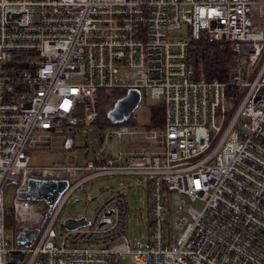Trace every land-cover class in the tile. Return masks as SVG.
I'll return each mask as SVG.
<instances>
[{
	"label": "built area",
	"instance_id": "2783aa9c",
	"mask_svg": "<svg viewBox=\"0 0 264 264\" xmlns=\"http://www.w3.org/2000/svg\"><path fill=\"white\" fill-rule=\"evenodd\" d=\"M201 38L229 43L226 80L190 64ZM111 88L162 104L163 127L135 131L145 150L29 164L31 148L91 124ZM102 175L139 177L146 242L126 236L124 184L64 226V203ZM30 178L68 181L43 226L47 204L19 197ZM22 228H39L29 246ZM0 264H264V0H0Z\"/></svg>",
	"mask_w": 264,
	"mask_h": 264
},
{
	"label": "rangeland",
	"instance_id": "374dc122",
	"mask_svg": "<svg viewBox=\"0 0 264 264\" xmlns=\"http://www.w3.org/2000/svg\"><path fill=\"white\" fill-rule=\"evenodd\" d=\"M152 102L154 100L150 99L148 95L146 97L145 94L143 95L140 103L132 112V116L137 122L135 127L133 125H105L99 128L92 125V122L89 125L73 126V142L69 148H61L56 141L59 140L58 138L53 143L41 144L40 147L29 150V164L44 166L84 163L87 159L97 155L103 158L109 152L118 153L119 150L132 151L128 148L132 145L129 142L137 141L138 138H141V134L136 132L133 135H129L125 131L131 129L141 131L150 125L149 104ZM118 131L124 133L118 137ZM105 138L106 144H104ZM140 150L142 149L140 148ZM137 179L139 177L134 175H102L93 177L85 181L80 189L75 190L71 194V197L64 203L60 216L86 214L90 218L100 201L106 198L111 193V190H116L124 184L126 187L121 192L126 195L129 208L127 211L126 236L132 244L140 241L143 234V241L146 242L147 236L151 232L148 227V218L150 217L147 214V191L141 188L140 181ZM3 191L4 207L6 211H10L13 206L15 186L11 184L5 185ZM90 197L94 198V200L91 201ZM141 198H143V201H141ZM77 199H80V201L75 202ZM194 205L198 206L196 203ZM11 224V222H6V232L9 234L13 233ZM128 262V260L124 261V263Z\"/></svg>",
	"mask_w": 264,
	"mask_h": 264
},
{
	"label": "trees",
	"instance_id": "16d2710c",
	"mask_svg": "<svg viewBox=\"0 0 264 264\" xmlns=\"http://www.w3.org/2000/svg\"><path fill=\"white\" fill-rule=\"evenodd\" d=\"M234 56L229 43L224 41L209 42L204 38L191 42L189 50L190 64L193 68L202 65L207 79L226 80L228 76L229 66ZM125 89L111 88L101 90L98 93L97 100V115L92 121V125L101 127L105 125H113L106 117L107 111L113 106L114 102L125 94ZM150 110V125L151 127H162L163 125V106L161 103H151ZM83 125L81 121L77 126ZM133 125L136 126L132 114L122 124L117 126Z\"/></svg>",
	"mask_w": 264,
	"mask_h": 264
},
{
	"label": "water",
	"instance_id": "95a60500",
	"mask_svg": "<svg viewBox=\"0 0 264 264\" xmlns=\"http://www.w3.org/2000/svg\"><path fill=\"white\" fill-rule=\"evenodd\" d=\"M142 93L138 88H128L125 94L118 98L113 106L107 111L106 117L112 124H119L126 121L132 114L133 110L141 101ZM72 139L68 138L65 142L66 147H70ZM68 186L66 179H36L30 178L27 182L25 190L19 192L21 199L41 200L44 201L48 209L44 215L41 226L44 225L46 219L50 216L60 195ZM93 200V198H91ZM80 199L75 200V202ZM87 223L86 218L67 217L64 220V226L70 229L81 227ZM39 228H22L16 235V243L18 245H31L38 234Z\"/></svg>",
	"mask_w": 264,
	"mask_h": 264
},
{
	"label": "crops",
	"instance_id": "0c3cea01",
	"mask_svg": "<svg viewBox=\"0 0 264 264\" xmlns=\"http://www.w3.org/2000/svg\"><path fill=\"white\" fill-rule=\"evenodd\" d=\"M147 96V94H145V97ZM142 97H143V95L141 96V99H142ZM149 97V96H148ZM153 103V102H152ZM150 105V104H149ZM163 119H164V111H163ZM119 124H122V123H119ZM113 125H117V124H113ZM120 126V125H119ZM135 127V126H134ZM162 127H163V125H162ZM162 127H159V129L160 128H162ZM151 128H158V127H151ZM151 128H145V129H151ZM144 130V129H143ZM136 130H134V129H131V130H128V131H125V133H127V134H129V135H133V134H135L136 132H135ZM121 132V135L124 133V132H122V131H120ZM129 132H132L131 134L129 133ZM121 135H119L118 137H120ZM133 138V137H132ZM131 138V139H132ZM57 138H55V139H53L52 140V143L56 140ZM59 139V138H58ZM71 139H72V137H71ZM57 141V143H58V145L61 147V148H69V147H66L65 146V143L63 144L62 142H61V140L59 139V140H56ZM66 142V141H65ZM72 142H73V140H72ZM107 143V141H106V138H105V140H104V144H106ZM129 143H131L132 145H130L128 148L130 149V150H132V151H122V150H119L118 151V153H120V154H122V155H125V154H127V153H130V152H133V153H138V152H140V151H142V150H145L146 149V142H145V140H144V138L141 136V138H138L137 139V141H135V142H129ZM72 144V143H71ZM138 147H140L142 150H140V148H138ZM150 149V148H149ZM152 149V148H151ZM118 153H111V152H109V153H107L103 158H101V157H99L98 155L97 156H95V157H93V158H91V159H93V160H103L104 158H110V157H113L114 155H116V154H118ZM87 160H89V159H87ZM90 200H91V197H90ZM93 200H94V198H93ZM93 200H91V201H93ZM71 216V215H70Z\"/></svg>",
	"mask_w": 264,
	"mask_h": 264
}]
</instances>
